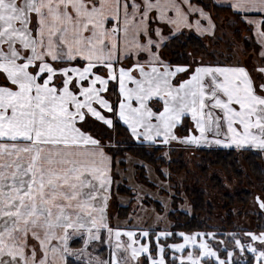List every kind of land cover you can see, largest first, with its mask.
<instances>
[{
  "label": "snow or ice",
  "instance_id": "obj_1",
  "mask_svg": "<svg viewBox=\"0 0 264 264\" xmlns=\"http://www.w3.org/2000/svg\"><path fill=\"white\" fill-rule=\"evenodd\" d=\"M229 7L264 59V0ZM215 28L199 0H0V264H264V231L229 234L231 248L210 232L167 244L174 233L153 236L108 216L109 153L119 142L95 135L100 126L122 124L141 145L264 152V64L253 69L257 83L239 64L163 56L186 31ZM256 202L264 209V198ZM102 242L105 260L89 252Z\"/></svg>",
  "mask_w": 264,
  "mask_h": 264
},
{
  "label": "rangeland",
  "instance_id": "obj_2",
  "mask_svg": "<svg viewBox=\"0 0 264 264\" xmlns=\"http://www.w3.org/2000/svg\"><path fill=\"white\" fill-rule=\"evenodd\" d=\"M217 15L221 17L218 19V23L220 32L223 33L227 27L225 20L228 19V15L223 12H219ZM228 31H230L229 28ZM252 54H254V51L251 53L245 52L241 60L244 63H250L251 67L255 68L253 63L255 57ZM200 59L204 62L207 57L193 50L191 60L198 61ZM116 99V96H112L113 101ZM186 126L188 128L192 126L190 119H188ZM181 128L182 126H179L176 129V135L184 137V134H181L184 132L181 131ZM106 132L108 136L112 137L113 143L119 142L114 151L111 152L112 155H115V157L117 156L113 168V196L108 207L109 220L113 225H119L122 228L136 230L138 232L140 230H149L153 236L160 231L167 230L172 232V226L175 224L174 220H179V215H174L173 218L169 216L173 211V197L176 192L179 191L180 196L183 198V202L180 207L178 203V209L192 216L189 191L199 184V188L205 192L207 200L210 202L213 209V220L209 226L215 229V231L212 232L206 229L202 232L215 233L218 239H223L228 247L231 248L232 243L229 234L234 233L238 237H243L245 231L257 233L264 231V223L261 225L258 221L259 215L261 214L264 222V209H260L256 202L257 196L264 198V187L262 189L260 188L261 190L255 187L253 190V200H251L248 206H244L238 202L240 193L236 191H241L246 188L247 184L252 185V183L255 182L254 177L247 169L245 163L248 156L247 153H254L255 155L260 154L264 160V152L221 149V151L227 153L228 151L237 152L236 156L239 160L240 167L243 169L242 177L238 178L231 171L229 172L230 174H228V172L224 171L222 168L212 165H209L205 175L202 170L199 169L202 167L203 160L206 158L204 153L208 150L220 151L217 148H209L207 144L196 147L182 145L177 142H172L167 146L159 143L155 146H150L145 143L148 152L153 153L155 149L162 150L158 155L161 158L163 167L154 168L142 159L133 156L130 152H125V146L121 145L125 141V138L119 137L120 135L117 132L105 130L103 126H100L96 128L94 134L104 136ZM129 143L141 145L134 140ZM109 155L111 154L109 153ZM180 161L185 165L184 170L179 169ZM214 176L221 178L223 188H214L213 182L211 181ZM148 184H153L154 187H149ZM123 189H129L132 194L123 195ZM229 199H232V201ZM155 203H158L160 207L157 208ZM128 205L130 206L131 212L127 217H121L119 215V207H126ZM226 207L232 212L234 225H229L230 213L226 211ZM196 216L200 221L206 218L204 215ZM178 233L168 238L167 241L162 240L161 243H182V238L178 236ZM178 237L179 241L176 239ZM210 243H212L213 247H219L215 242L210 241ZM72 247L75 248L74 243ZM89 252L92 253L93 257L98 256L101 260L107 259L110 254L107 244L103 242L92 245L89 248ZM169 252L170 249H166V260L168 259ZM221 255L223 256L222 251ZM87 259V257H82L77 260L73 257L70 258V264H86ZM234 259L247 261L250 257L248 254L240 256L239 252H236ZM141 261H144V257H141Z\"/></svg>",
  "mask_w": 264,
  "mask_h": 264
},
{
  "label": "trees",
  "instance_id": "obj_3",
  "mask_svg": "<svg viewBox=\"0 0 264 264\" xmlns=\"http://www.w3.org/2000/svg\"><path fill=\"white\" fill-rule=\"evenodd\" d=\"M202 7H205L206 11H209L216 22V32L213 36L209 37H199L192 32H186L185 35L181 36L179 40L170 42V47L166 49H162L163 56L170 61H178L180 63L192 62L191 54L193 50H196L198 53L203 54L207 57L206 61L203 62L202 59L198 60L199 62L205 64H245L241 59L242 55L245 52L251 53L255 57V54L258 52V46L254 39H251L252 33L249 32L248 27L240 22L239 17L236 14H233L229 8L216 6L212 0H199ZM223 12L228 15V19L226 22V30L221 33L220 27L218 23V19L221 17L217 15V13ZM228 28L230 31H228ZM251 48V49H250ZM186 120V124H187ZM185 124V125H186ZM187 127V126H186ZM186 127L182 126L181 131H184L181 134L184 136L188 135V131ZM117 132L121 138H125V141L121 144L125 146V152H130L133 156L142 159L147 164L152 167H163V163L158 153H161L162 150L155 149L152 152H148L146 149V145H137L130 144L132 141L126 128L121 124L117 130ZM220 150V149H219ZM112 155V153L110 152ZM205 159L203 160L202 167L199 169L206 175L208 171L209 165L217 166L222 168L224 171H231L238 178L242 177L243 169L240 167L239 160L236 156L237 152L233 151H218V150H208L205 153ZM247 158L245 160L247 169L254 177L255 182L251 184H247L245 189L236 190L240 193L239 203L248 206L251 200H253V190L256 188L264 187V160L260 154H251L247 153ZM113 157V168L114 161L117 156L112 155ZM183 162H179V169L184 170L185 165ZM157 170V169H155ZM143 171V170H141ZM144 173V172H143ZM161 174V173H160ZM211 181L213 182L214 188H223L221 178L214 176ZM244 183V182H243ZM242 183V185H243ZM149 187H154L153 184H148ZM200 185L197 184L189 191L190 203L192 206L193 215L190 216L188 213L182 212L178 209L183 202V198L180 196L179 191L176 192L173 197L172 207L173 211L169 214L170 217H174V215H179V220H174V225L172 226L171 231L176 234L178 232L185 233H194V232H202L205 229L207 231H215L214 228L209 226L213 220V209L210 205V202L207 200V196L205 192L199 188ZM260 189V190H261ZM132 192L129 189H123V195H131ZM232 201V199H229ZM156 207L159 208L160 205L155 203ZM226 211L230 213L229 216V225H234V220L232 218V212L227 207ZM130 206L119 207V215L121 217H127L130 213ZM196 215H204L206 218L203 221H200ZM258 221L261 225H263V216L260 214ZM179 241V237L176 238Z\"/></svg>",
  "mask_w": 264,
  "mask_h": 264
},
{
  "label": "crops",
  "instance_id": "obj_4",
  "mask_svg": "<svg viewBox=\"0 0 264 264\" xmlns=\"http://www.w3.org/2000/svg\"><path fill=\"white\" fill-rule=\"evenodd\" d=\"M213 1V3L216 5V6H219V7H225V8H229V10L234 14V10L233 9H231L230 7H229V4H230V2H231V0H212ZM207 12H209V11H207ZM211 14V13H210ZM212 15V14H211ZM213 17V16H212ZM213 20H214V23H215V25H216V22H215V19L213 18ZM216 28H217V26H216ZM216 28H215V32H216ZM187 32V31H186ZM192 33H194L195 35H197V36H199V37H209V36H213V35H209V34H204V35H201V34H199V33H196L195 31H191ZM215 34V33H214ZM252 36V35H251ZM255 41V40H254ZM258 46V45H257ZM259 51H260V49H259V46H258V52L255 54V59L253 60V63H254V66L256 67L257 65H259V64H264V59H261V57L259 56ZM258 55V56H257ZM256 60V61H255ZM205 64V63H204ZM252 64V63H251ZM208 65H213V64H208ZM239 65H241V66H244V67H246L248 70H249V72L250 73H252V75H253V77H254V79L256 80V82L257 83H259L260 82V74L259 73H257V72H254L253 71V69H254V67H251V65H250V63H248V62H246L245 64H239ZM192 123V122H191ZM126 127V126H125ZM179 127V126H178ZM177 127V128H178ZM176 128V129H177ZM212 136H213V134L210 132V133H208V137H209V139H212ZM209 148H217V149H225V150H228V149H236L235 147H233V148H224V147H222V146H217V145H211V146H209ZM238 150H240V149H238ZM248 151H252V152H256V151H259V150H255V149H252V150H248ZM261 152V151H260ZM112 169H113V162H112ZM75 244V248H80V247H82V244H80V243H74Z\"/></svg>",
  "mask_w": 264,
  "mask_h": 264
}]
</instances>
